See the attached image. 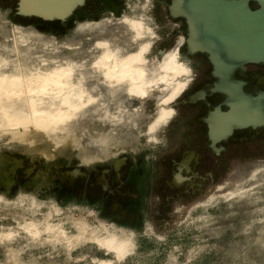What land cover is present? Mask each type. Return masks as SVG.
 Listing matches in <instances>:
<instances>
[{
  "label": "clouds",
  "instance_id": "9594fccd",
  "mask_svg": "<svg viewBox=\"0 0 264 264\" xmlns=\"http://www.w3.org/2000/svg\"><path fill=\"white\" fill-rule=\"evenodd\" d=\"M122 5L119 15L74 20L64 35L17 23L0 6V157L51 164L70 156L91 170L139 157L140 148L146 165L160 160L200 73L183 32L162 46L168 25L157 0ZM167 215L158 224L143 213L136 228L105 217L99 203H62L23 186L0 191V264H264V155L234 159Z\"/></svg>",
  "mask_w": 264,
  "mask_h": 264
},
{
  "label": "rangeland",
  "instance_id": "374dc122",
  "mask_svg": "<svg viewBox=\"0 0 264 264\" xmlns=\"http://www.w3.org/2000/svg\"><path fill=\"white\" fill-rule=\"evenodd\" d=\"M23 1L0 0V6L13 9L15 22L35 24L41 31H52L57 35H64L76 19L98 18L104 9L115 10L119 15L123 7L122 0H86L85 3L79 0L68 5L69 11H60L61 14L34 8ZM174 1L179 9V0H163L164 7H161V0H157V19L168 25L162 46H170L176 35L183 32L187 37L184 50L191 54L200 78L180 101L181 115L169 129L170 144L158 153L160 160L146 165V152L138 148L144 153L139 157L122 155L111 163L89 170L78 167L79 162L70 156L48 164L42 159L31 160L19 154L5 153L0 157V191L15 195L23 186L28 191L38 188L45 196L55 194L62 203L73 198L99 203L105 217L142 228L143 213L154 215L161 224L169 219L167 214L174 201L182 198L191 202L201 196L210 182L220 180L234 159L247 160L264 155V103H261L264 100L260 102L262 106L259 103L260 106L253 107L256 113L243 112L244 120L239 116L240 122L229 128L217 129L211 124V116L217 112L227 117L235 110L232 101L236 99V92L235 95L228 93L232 92L233 85L220 84L216 60L211 53L209 55L192 44L190 21L174 11ZM229 5L233 7L234 3L231 1ZM249 7L254 11L261 8L256 0H251ZM17 10L20 14H16ZM193 37L196 44L208 49ZM243 61L236 62L226 71L237 81L239 96L250 102V97L258 98L264 94V63L243 64ZM237 64L241 68L234 79ZM247 113L251 117L247 118ZM155 195L160 197L159 205L154 200ZM145 246L151 247L147 242Z\"/></svg>",
  "mask_w": 264,
  "mask_h": 264
},
{
  "label": "bare ground",
  "instance_id": "6f19581e",
  "mask_svg": "<svg viewBox=\"0 0 264 264\" xmlns=\"http://www.w3.org/2000/svg\"><path fill=\"white\" fill-rule=\"evenodd\" d=\"M78 1L79 0H25L26 3L34 6V8H43V11L54 13L69 11L68 5L75 4ZM259 1L261 5L264 6V0ZM225 2L227 4H225ZM179 3L190 17L193 36L209 49L211 55L216 60L217 74L221 78L220 84L233 85L232 92L230 91L228 93L234 94V92H236V99L232 101V109L235 108V110H231L234 112L232 113L230 111L231 114H227V117L217 112L212 115L210 119L211 124L215 125L214 127L217 129H221L222 127L229 128L232 124L239 123V118L241 116L242 121L244 120L242 115L243 112L246 113L250 111L249 113L252 114L254 112L253 107H257V105L262 106L264 103V94L258 98L250 97L249 101L252 105L247 100H244L243 97H240L237 81H234L229 72L226 71L227 68H230L238 60L243 61L251 55L256 57L264 53V9L262 12L263 14H254L252 18L249 16L250 14L245 15V18L248 16L249 18L248 21L244 20L247 22L243 23L244 21L241 15L242 18L239 15L234 16L236 14L235 12L229 15L225 11L224 8L232 9V6H230L229 2L226 0H179ZM211 3H215L216 6H213ZM251 111L253 112L251 113ZM249 113H247V115L244 114V116L246 115L247 118L251 117Z\"/></svg>",
  "mask_w": 264,
  "mask_h": 264
},
{
  "label": "water",
  "instance_id": "95a60500",
  "mask_svg": "<svg viewBox=\"0 0 264 264\" xmlns=\"http://www.w3.org/2000/svg\"><path fill=\"white\" fill-rule=\"evenodd\" d=\"M227 2H233L234 3V5H233V7H232V9H226V8H224L225 9V11L229 14V15H231L233 12H235L236 14L234 15V16H240L241 18H242V20L244 21V20H247L248 21V18H249V16L252 18V15H254V14H263L262 12H263V9H264V6H262L261 5V3H260V1L259 0H256L258 3H259V5L261 6V8L259 9V10H257V11H254V10H252L250 7H249V2L251 1V0H226ZM213 6H216V4L215 3H211ZM225 4H227L226 2H225ZM244 7V8H243ZM174 11H176L178 14H181V15H184V16H186L188 19H189V21H190V17H189V15L186 13V11L182 8V6L180 7L179 6V9L175 6V1H174ZM248 14H250L247 18H245L244 16L245 15H248ZM247 21H244L243 23H245V22H247ZM191 26V25H190ZM192 30V29H191ZM192 44L196 47V48H198V49H200L201 51H204V52H208L209 53V55H210V51L208 50V49H205V48H203L201 45H198V44H196L195 43V41H194V37H193V34H192ZM250 57H251V59H250ZM253 56L251 55V56H249V57H247V60L246 61H244V63L243 64H249V63H264V56L263 55H261V56H254L253 58H252ZM212 60V59H211ZM213 62V61H212ZM238 63L240 62V60H238L237 61ZM214 63V62H213ZM216 67V66H215ZM239 68H241L238 64H237V68L234 70V72H233V78L234 79H236L235 78V74H236V71L239 69ZM217 69V68H216ZM239 82V81H238ZM240 83V85L242 86L243 84L241 83V82H239ZM243 87V86H242ZM243 90H244V88H243ZM252 96V95H251Z\"/></svg>",
  "mask_w": 264,
  "mask_h": 264
}]
</instances>
